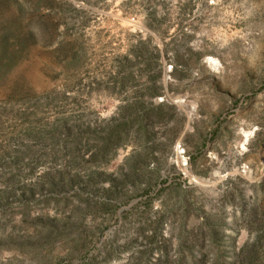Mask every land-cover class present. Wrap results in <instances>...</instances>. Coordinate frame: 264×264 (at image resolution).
Wrapping results in <instances>:
<instances>
[{"label": "rangeland", "instance_id": "1", "mask_svg": "<svg viewBox=\"0 0 264 264\" xmlns=\"http://www.w3.org/2000/svg\"><path fill=\"white\" fill-rule=\"evenodd\" d=\"M0 264H264V0H0Z\"/></svg>", "mask_w": 264, "mask_h": 264}]
</instances>
